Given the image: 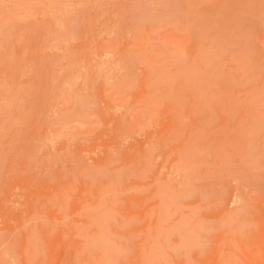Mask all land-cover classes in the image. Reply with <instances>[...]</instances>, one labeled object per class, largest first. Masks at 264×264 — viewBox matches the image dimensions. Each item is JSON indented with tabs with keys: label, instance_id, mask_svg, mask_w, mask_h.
<instances>
[{
	"label": "rangeland",
	"instance_id": "rangeland-1",
	"mask_svg": "<svg viewBox=\"0 0 264 264\" xmlns=\"http://www.w3.org/2000/svg\"><path fill=\"white\" fill-rule=\"evenodd\" d=\"M0 264H264V0H0Z\"/></svg>",
	"mask_w": 264,
	"mask_h": 264
}]
</instances>
